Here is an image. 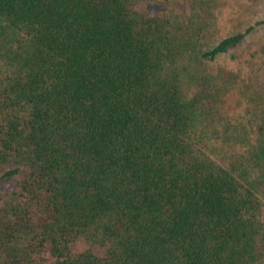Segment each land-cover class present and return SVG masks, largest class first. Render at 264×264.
<instances>
[{
	"label": "trees",
	"instance_id": "obj_1",
	"mask_svg": "<svg viewBox=\"0 0 264 264\" xmlns=\"http://www.w3.org/2000/svg\"><path fill=\"white\" fill-rule=\"evenodd\" d=\"M183 3L0 0V264H264V76L212 69L251 27Z\"/></svg>",
	"mask_w": 264,
	"mask_h": 264
},
{
	"label": "rangeland",
	"instance_id": "obj_2",
	"mask_svg": "<svg viewBox=\"0 0 264 264\" xmlns=\"http://www.w3.org/2000/svg\"><path fill=\"white\" fill-rule=\"evenodd\" d=\"M175 1L178 2L179 0ZM214 1L216 7L212 11L216 30L212 33V40L210 38L208 40L210 45H213L226 34L236 31L242 32L247 27H251L238 44L228 47L212 63L213 71L222 68L236 74V82L233 88L234 92L238 93L242 91L239 89L242 83L257 77L261 79L264 76L255 70L257 64H253V59L249 56L253 50H260L264 47V0ZM180 2H184V5L186 0H180Z\"/></svg>",
	"mask_w": 264,
	"mask_h": 264
}]
</instances>
